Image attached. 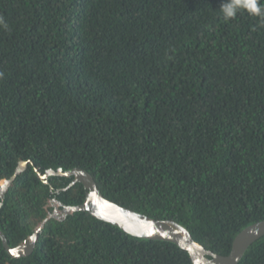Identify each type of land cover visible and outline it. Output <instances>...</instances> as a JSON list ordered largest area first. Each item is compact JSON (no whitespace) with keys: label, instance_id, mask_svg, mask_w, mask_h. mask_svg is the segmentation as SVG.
<instances>
[{"label":"trees","instance_id":"obj_1","mask_svg":"<svg viewBox=\"0 0 264 264\" xmlns=\"http://www.w3.org/2000/svg\"><path fill=\"white\" fill-rule=\"evenodd\" d=\"M224 0H0V207L17 246L80 204L84 168L105 197L173 219L226 255L264 220V18ZM264 3V0H261ZM37 168V169H36ZM0 264H194L163 240L89 212L48 221L34 252ZM238 264H264V236Z\"/></svg>","mask_w":264,"mask_h":264},{"label":"water","instance_id":"obj_2","mask_svg":"<svg viewBox=\"0 0 264 264\" xmlns=\"http://www.w3.org/2000/svg\"><path fill=\"white\" fill-rule=\"evenodd\" d=\"M29 162V160L20 162L14 176L0 182V200L5 199L10 186L18 174L28 167ZM37 172L45 182H49L48 178L51 175L73 177L67 188L82 183L86 189V196L82 203L76 205H68L56 198L52 199L55 210L49 212L35 232L17 246H11L6 234L0 229L3 245L13 258L26 257L34 252L40 233L43 232L48 221L53 218L63 221L76 211L89 212L92 216L116 225L135 237L173 242L189 252L194 264H238L248 248L264 236V220L248 225L234 238L230 253L222 255L207 249L193 237L186 226L176 220L157 219L105 197L93 174L84 168L76 167L71 170L60 168L57 171L49 169L46 172L37 169ZM1 206L2 202H0Z\"/></svg>","mask_w":264,"mask_h":264},{"label":"clouds","instance_id":"obj_3","mask_svg":"<svg viewBox=\"0 0 264 264\" xmlns=\"http://www.w3.org/2000/svg\"><path fill=\"white\" fill-rule=\"evenodd\" d=\"M240 9H246L250 14L264 18V3H261V0H224L221 4L226 19L234 18ZM0 24H4L2 18ZM4 26L7 27L6 24Z\"/></svg>","mask_w":264,"mask_h":264}]
</instances>
